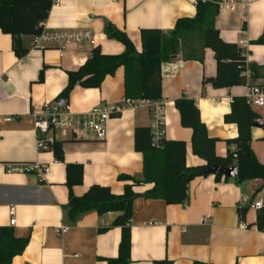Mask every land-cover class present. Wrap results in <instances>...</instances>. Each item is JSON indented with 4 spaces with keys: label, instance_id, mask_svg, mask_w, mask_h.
<instances>
[{
    "label": "crops",
    "instance_id": "0c3cea01",
    "mask_svg": "<svg viewBox=\"0 0 264 264\" xmlns=\"http://www.w3.org/2000/svg\"><path fill=\"white\" fill-rule=\"evenodd\" d=\"M195 5L196 0H57L43 29L85 33L88 39L70 42L59 51L37 48L33 37L21 36L23 57L16 55L13 38L0 31V227H9L14 236L29 240L11 264H107L115 260L121 233L111 225L117 214L89 212L74 225L64 218L68 204L65 166L84 169L80 186L73 189L75 197L96 185L121 195L129 183L119 181L118 176L142 180L143 158L134 150V130L153 129L160 117L164 139L185 143L186 166H204L192 154V133L181 127L176 99L196 101L201 123L208 136L217 140V156L226 158L228 150L234 152L226 141L237 138V128L224 122L231 102L245 98L250 89L262 92L264 88V46L251 44L264 32V0H222L214 23L222 41L243 50L247 78L253 75L249 69L255 67L251 87L214 89L208 83L203 96L202 82L216 76L214 53L209 48L202 50L201 36L191 33L180 42L175 59L161 65L159 102L135 101L134 106H124V70L119 68L100 88L77 87L67 100L73 119L97 106H124L107 123L105 140L91 141L85 132L77 137L52 131L48 136L61 143L63 163L50 150L40 151L37 146L34 115L41 114L45 104L58 106L55 100L67 83V74L83 66L96 47L107 56L122 54V45L107 38L109 25L125 34L141 54V29L170 32L179 19L194 17ZM250 109L264 124V106ZM250 131V148L264 165V125ZM30 164L49 171L40 175L7 170ZM261 184V180L237 185L233 179L217 182L213 175L197 177L188 187V202L179 206L144 199L152 184L135 187L129 264L164 260L169 264H264V232L255 225L259 211L248 208L244 221L237 213L252 201L264 199ZM11 208L14 226L10 225ZM204 218L208 221L201 224ZM61 227L68 229L59 235L56 230Z\"/></svg>",
    "mask_w": 264,
    "mask_h": 264
},
{
    "label": "trees",
    "instance_id": "16d2710c",
    "mask_svg": "<svg viewBox=\"0 0 264 264\" xmlns=\"http://www.w3.org/2000/svg\"><path fill=\"white\" fill-rule=\"evenodd\" d=\"M55 0H0V31L8 36L36 37L43 32L41 25L48 18ZM222 0H196L195 15L192 18L179 19L173 30L141 29V54L136 53L130 39L122 32L109 25L106 35L123 47L121 55H104L99 47L90 53L85 64L74 72L67 74V83L61 94L55 100H68L77 88H100L104 80L113 76L119 68L124 70V99L125 101L159 102L162 95L161 65L169 63L179 54L180 42L191 33L201 36L202 50L209 48L214 53L216 76L202 82V95L206 85L211 84L214 89L251 85L256 80L255 67L249 70L253 74L246 76L243 50L235 44L222 41L215 30V17L219 12ZM252 45L264 46V32ZM19 57L25 55L24 50H15ZM43 81V72L39 82ZM264 93V88L262 89ZM175 109L179 113L182 128L191 130L192 154L204 162V166L189 168L185 164L186 145L183 141H167L162 139L160 147L152 144L151 129L148 127L134 130V150L142 155V180L131 176L120 175L118 180L128 182L121 195L112 194L109 188L94 186L80 197H75L73 189L80 186L83 177L81 165H66V186L68 187V204L64 207V218L75 224L82 215L95 212L99 216L117 214L111 227L120 229L121 239L118 245V257L107 260V264H129L131 254L130 222L132 219V205L137 194L134 188L145 184H152L153 188L143 195L144 199L164 201L167 205L179 206L188 202V187L194 178L214 176L215 181L227 182L219 173L206 175L203 170L211 165H218L221 169L237 166L238 175L233 181L243 184L246 181L261 180L260 188H264V165L257 161L250 148L251 128L260 119L252 113L245 98H233L230 113L225 115L224 122L234 124L238 136L234 140L226 141L235 150L227 151L226 158L217 156L216 139L210 138L205 126L201 123L199 110L195 100L185 97L176 99ZM118 116L114 115L113 117ZM61 143L48 146L57 162L63 163ZM44 151V150H42ZM249 207L238 209L241 221H244ZM256 229L264 232V209L258 212ZM29 240L14 236L9 227H0V264H11L18 255L23 254ZM154 264H169L168 261ZM198 264V263H197Z\"/></svg>",
    "mask_w": 264,
    "mask_h": 264
},
{
    "label": "built area",
    "instance_id": "2783aa9c",
    "mask_svg": "<svg viewBox=\"0 0 264 264\" xmlns=\"http://www.w3.org/2000/svg\"><path fill=\"white\" fill-rule=\"evenodd\" d=\"M57 0L54 1V3ZM43 25V24H42ZM41 27L43 28V26ZM84 39H88V34L85 33H67L62 31H46L43 29V32L40 36L33 37V44L37 48H54L57 50H63L64 47L70 42H81ZM246 103L250 108L257 106H264V94L257 89H250L249 93L245 97ZM148 105H151L152 102L141 101ZM134 106V102L125 101L124 106ZM124 106L113 105L107 108L94 107L88 114L78 119H73L68 113V109L63 108L58 110V106L52 107L49 104H45L43 112L38 115H34L35 121V131L36 136L38 137L37 146L40 151L46 150L49 145L55 143L54 138L48 136L52 131H60L61 133H71L75 136H79L81 132L88 133V138L91 141L95 140H105L106 135V126L107 123L111 120V117L114 115H119ZM163 118H159L157 125L151 129L152 134V144L155 148L160 147V141L163 137V128L161 123ZM8 171H19L21 173L30 174L31 172H37L40 175L47 174L49 171L45 166H39L38 164H30L22 166L19 168H10L7 167ZM249 209L253 211H260L264 209V199H256L249 204ZM10 225H15V220H13L14 209H10ZM207 218L201 220V224L207 223ZM67 227H61L56 230V233L59 235L65 234Z\"/></svg>",
    "mask_w": 264,
    "mask_h": 264
},
{
    "label": "water",
    "instance_id": "95a60500",
    "mask_svg": "<svg viewBox=\"0 0 264 264\" xmlns=\"http://www.w3.org/2000/svg\"><path fill=\"white\" fill-rule=\"evenodd\" d=\"M13 40L15 43V47L17 50H22V40L20 35L13 36ZM58 110H62L63 108H66L68 106L67 100L61 99L58 103ZM263 122L258 121L257 123L253 124L252 127L254 128H262ZM203 173L206 175L210 174H217L219 173L224 178L229 179H235L238 175V168L237 166H231L226 169H221L218 165H211L209 168H206L203 170Z\"/></svg>",
    "mask_w": 264,
    "mask_h": 264
}]
</instances>
